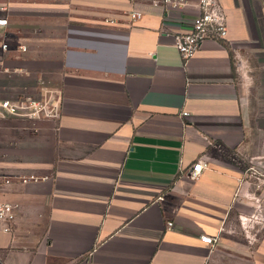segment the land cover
<instances>
[{"label": "crops", "instance_id": "1", "mask_svg": "<svg viewBox=\"0 0 264 264\" xmlns=\"http://www.w3.org/2000/svg\"><path fill=\"white\" fill-rule=\"evenodd\" d=\"M166 1L0 0V94L60 98L0 119V172L36 178L0 192V264H264V106L238 78L264 70V0H219L227 41L189 61L200 0Z\"/></svg>", "mask_w": 264, "mask_h": 264}, {"label": "built area", "instance_id": "2", "mask_svg": "<svg viewBox=\"0 0 264 264\" xmlns=\"http://www.w3.org/2000/svg\"><path fill=\"white\" fill-rule=\"evenodd\" d=\"M166 2H170L167 0ZM0 10H6L0 7ZM200 15L193 21L192 30L188 33L174 35V46L179 51L184 61H189L195 56L202 44L206 41L222 42L228 38V21L226 12L219 0H200ZM133 20L142 17L141 13H131ZM8 20L0 19V27H6ZM3 45V49H7ZM186 115V113H185ZM60 116V98L55 91L49 88H41L39 95H33L28 90L17 93L10 97H3L0 94V119H25L37 121L42 119H55ZM206 163L199 160L192 166L191 176L196 178L205 169ZM248 178L260 179L261 174L250 169ZM36 180L35 177H14L0 172V192L21 182L27 184ZM16 206L10 202L0 201V234L13 232L16 221ZM173 224L170 223L169 226ZM202 241L214 246L218 238L205 236Z\"/></svg>", "mask_w": 264, "mask_h": 264}, {"label": "rangeland", "instance_id": "3", "mask_svg": "<svg viewBox=\"0 0 264 264\" xmlns=\"http://www.w3.org/2000/svg\"><path fill=\"white\" fill-rule=\"evenodd\" d=\"M242 83L245 82L246 86L256 87L258 90L256 91L257 95V105L260 107V105L264 106V70H261L259 74L256 76H250V77H238ZM246 78L244 81L243 79ZM250 95L254 97V92H250ZM255 95V97L257 96Z\"/></svg>", "mask_w": 264, "mask_h": 264}]
</instances>
